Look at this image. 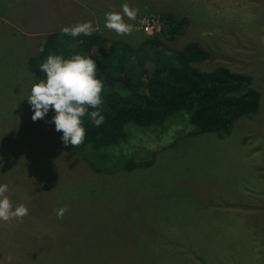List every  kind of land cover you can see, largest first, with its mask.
<instances>
[{
	"label": "rangeland",
	"instance_id": "rangeland-1",
	"mask_svg": "<svg viewBox=\"0 0 264 264\" xmlns=\"http://www.w3.org/2000/svg\"><path fill=\"white\" fill-rule=\"evenodd\" d=\"M123 4L139 12L124 17L134 30L119 36L105 27V13L122 12ZM163 14L187 22L162 40L166 48L194 42L209 54L195 65L200 70L250 76L258 111L220 141L196 135L188 120L128 124L122 151L93 156L96 168L111 171H94L62 147L51 109L32 120L27 98L38 76L28 60L47 35L89 21L106 40L137 48L151 38L138 18ZM148 160V167H123ZM0 184L8 185L13 208L29 210L22 222L0 221V264L9 257L11 264H264V252L252 251L257 240L264 245V0H0ZM60 207L67 208L63 219ZM238 213L246 215L245 236L211 235Z\"/></svg>",
	"mask_w": 264,
	"mask_h": 264
},
{
	"label": "trees",
	"instance_id": "trees-1",
	"mask_svg": "<svg viewBox=\"0 0 264 264\" xmlns=\"http://www.w3.org/2000/svg\"><path fill=\"white\" fill-rule=\"evenodd\" d=\"M160 19V34L137 48L123 41L106 40L96 32L77 37L51 33L40 43L38 54L28 60L29 71L38 76L37 83L46 79L39 68L49 54L65 59L82 54L95 61L97 78L103 83V102L98 109L88 108V113L99 111L104 121L96 126L90 115L82 117L86 136L84 143L75 148L65 146L61 139L67 152L84 158L94 171H111L96 168L93 156L105 157L117 147L122 151L129 141L128 124L150 128L188 120L196 135L208 133L222 138L231 132L235 121L251 118L258 111L260 94L252 88L250 76L225 67L200 70L195 65L205 62L209 54L194 42L180 50H168L162 40H173L187 22L169 14ZM51 115H55L52 109ZM152 163L126 162L123 167L132 170Z\"/></svg>",
	"mask_w": 264,
	"mask_h": 264
},
{
	"label": "clouds",
	"instance_id": "clouds-1",
	"mask_svg": "<svg viewBox=\"0 0 264 264\" xmlns=\"http://www.w3.org/2000/svg\"><path fill=\"white\" fill-rule=\"evenodd\" d=\"M139 9L128 4L122 5V12L108 11L105 13V27L115 31L119 36L129 35L134 26L125 21L124 17L134 20ZM95 28L91 21L76 23L61 29L64 36L77 37L81 34L91 36ZM63 43V41H61ZM40 51L44 48L41 45ZM39 70L46 73V79H40L33 84L30 96L27 98L33 110L32 120L45 118L50 108L55 112L52 123L57 132H62V142L65 146L74 148L83 144L86 130L82 126L81 118L90 115L99 126L104 121V116L99 111L88 113V108L98 109L102 104L103 83L97 78V66L93 59L82 54H77L69 59L60 55L49 54L40 65ZM7 184H0V221L9 222L13 219L23 221L29 214L24 204L13 208L12 201L6 195ZM67 212L66 207L57 209V218L63 219ZM11 257L8 258L11 264Z\"/></svg>",
	"mask_w": 264,
	"mask_h": 264
},
{
	"label": "crops",
	"instance_id": "crops-1",
	"mask_svg": "<svg viewBox=\"0 0 264 264\" xmlns=\"http://www.w3.org/2000/svg\"><path fill=\"white\" fill-rule=\"evenodd\" d=\"M213 135H215V134H213ZM216 138H218L217 141H220V140H222L223 137L222 138H219L218 136H216ZM240 141H241V143L243 142V140H240ZM242 152H243V157L245 159H249L247 149L246 148L243 149ZM257 179L259 180V178L255 176V179L254 180L255 181H258ZM245 190H251L252 192H254L257 195H260L261 194V192L259 190L253 189L251 186L246 187ZM225 217H227L228 220L225 219L223 222L217 223L216 226L213 227V229H210L209 230V231H214L216 229L217 231L220 232V233L211 234L212 236H222V237H228V236H230V237H237V241L240 239V237L245 236V227H243V225H244V221L246 219V215L244 213L241 214V215L239 213L238 214H230V216L227 215ZM226 222H230L232 224L229 225ZM226 229H228L230 231L229 234L227 233L228 231ZM257 241L258 242H256V243H258L260 246L258 247V244L253 243V245H252V251H253V249H255V252H264V245L260 244V241L259 240H257ZM239 243L240 242H237L235 244L236 249H237L238 252L242 248V247H240V244ZM223 244H224V242H223ZM214 250H216V249H214Z\"/></svg>",
	"mask_w": 264,
	"mask_h": 264
},
{
	"label": "built area",
	"instance_id": "built-area-1",
	"mask_svg": "<svg viewBox=\"0 0 264 264\" xmlns=\"http://www.w3.org/2000/svg\"><path fill=\"white\" fill-rule=\"evenodd\" d=\"M139 29L147 36H155L162 31L163 24L158 17L138 18Z\"/></svg>",
	"mask_w": 264,
	"mask_h": 264
}]
</instances>
